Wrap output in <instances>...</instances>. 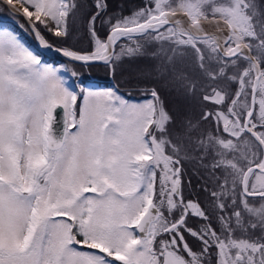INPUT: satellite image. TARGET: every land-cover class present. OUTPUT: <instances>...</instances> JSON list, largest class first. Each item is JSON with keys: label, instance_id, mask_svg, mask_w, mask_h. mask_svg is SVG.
Segmentation results:
<instances>
[{"label": "snow or ice", "instance_id": "snow-or-ice-1", "mask_svg": "<svg viewBox=\"0 0 264 264\" xmlns=\"http://www.w3.org/2000/svg\"><path fill=\"white\" fill-rule=\"evenodd\" d=\"M5 7L38 47L0 19V264H264V0Z\"/></svg>", "mask_w": 264, "mask_h": 264}, {"label": "trees", "instance_id": "trees-1", "mask_svg": "<svg viewBox=\"0 0 264 264\" xmlns=\"http://www.w3.org/2000/svg\"><path fill=\"white\" fill-rule=\"evenodd\" d=\"M90 3V0H88ZM109 4H110V11L111 12H119L121 9L124 11L125 14H127L130 10L138 7L141 4V0H109ZM24 39L28 42V44L33 47L36 48L25 36ZM47 39L49 40V42L53 43L54 45L58 44L59 42L56 40V38L52 37L51 35L47 36ZM70 45L75 46V47H86L87 46V42L86 40L83 38V33H82V29L79 32H74L72 38L69 40L68 42ZM44 59L48 62L50 60H48L47 58ZM56 61H52V63H55ZM68 63V62H66ZM102 67L103 66H97ZM119 69L116 70V73H118ZM105 73V74H104ZM129 73V72H127ZM95 77H97L99 79L98 83L95 84H99L102 86H106V85H116L114 83H109L107 82L108 79H112L115 81H118L119 76L117 77V74H115V78L110 77L108 73L106 72H97ZM127 78H132V76L127 77ZM87 80V78H86ZM93 82V81H92ZM94 83V82H93ZM121 87V89H123V92L127 93L128 91L130 92H136V94L140 91H143V87L142 86H137V85H127V84H121L119 85ZM143 96L139 97L142 98ZM163 97L164 99L169 103V105H172L174 103V96L168 94L167 92L163 93ZM138 98V99H139ZM195 183V182H194Z\"/></svg>", "mask_w": 264, "mask_h": 264}, {"label": "rangeland", "instance_id": "rangeland-1", "mask_svg": "<svg viewBox=\"0 0 264 264\" xmlns=\"http://www.w3.org/2000/svg\"><path fill=\"white\" fill-rule=\"evenodd\" d=\"M87 2L89 3V1L87 0ZM6 8V9H5ZM5 8H3V10L2 11H0V19H3V20H5V21H10V22H12L13 23V21H12V19L9 17V13H10V9L9 8H7V7H5ZM25 19V18H24ZM14 24H16L17 26L18 25H22L21 23H20V21L18 20V18H17V22L16 23H14ZM27 24V23H26ZM211 29V28H210ZM22 30V29H21ZM81 29H78L76 32H79ZM23 31V30H22ZM24 32V31H23ZM24 34L27 36V38H28V40H31V38H29L28 37V34L27 33H25L24 32ZM42 50V52L43 53H46V54H48V55H46L47 57V59L48 60H53L54 59V61H56L55 63H64L65 64V66L68 68V69H71L72 67H73V65H71V64H69V63H66L65 62V60H63L62 58H60V57H58V56H53V55H51V53H52V51H48L47 49H41ZM47 50V51H46ZM97 66H103V68L102 67H97ZM119 69V71H118V73H116L117 74V77L119 76V79H118V81H115V80H112L111 78L110 79H108L107 80V82H109V83H114V84H116V85H121V84H127V85H136V83L133 81L132 83H129V80L130 79H132V78H127V77H130V76H132L133 74H131L129 71H128V69H129V66L128 65H124L123 66V68H118ZM78 72H80V73H82V77L84 78V79H86L87 78V80H90V79H98L97 77H95V75H96V73L97 72H106V73H108L109 74V76L110 77H113L112 76V74H111V72L108 70V68H106L103 64H99V65H94V66H92V67H90V68H88V67H77V69H76ZM127 72H129V73H127ZM105 74V73H104ZM122 91H123V89H121ZM127 93H130L133 97H136V98H139V97H141V96H143L144 95V91H142V92H138L137 94H136V92H127Z\"/></svg>", "mask_w": 264, "mask_h": 264}, {"label": "flooded vegetation", "instance_id": "flooded-vegetation-1", "mask_svg": "<svg viewBox=\"0 0 264 264\" xmlns=\"http://www.w3.org/2000/svg\"><path fill=\"white\" fill-rule=\"evenodd\" d=\"M6 9V8H5ZM18 20L20 21V23L22 25H24L25 28H27V24H26V19H24L23 17H18ZM7 23L11 24V26L13 28H16L17 31L21 32V34L24 36V32L14 23L10 22V21H6ZM26 36V35H25ZM27 37V36H26ZM28 37L31 38L33 40V42H31L35 47H37V44L35 42V37L33 35L28 34Z\"/></svg>", "mask_w": 264, "mask_h": 264}, {"label": "water", "instance_id": "water-1", "mask_svg": "<svg viewBox=\"0 0 264 264\" xmlns=\"http://www.w3.org/2000/svg\"><path fill=\"white\" fill-rule=\"evenodd\" d=\"M46 55H48V54H46ZM51 55L58 56V57L62 58L63 60H65L60 54L56 53L55 51H52ZM94 81L97 82L98 80L97 79H94Z\"/></svg>", "mask_w": 264, "mask_h": 264}, {"label": "bare ground", "instance_id": "bare-ground-1", "mask_svg": "<svg viewBox=\"0 0 264 264\" xmlns=\"http://www.w3.org/2000/svg\"><path fill=\"white\" fill-rule=\"evenodd\" d=\"M211 30V29H210ZM47 51V50H46Z\"/></svg>", "mask_w": 264, "mask_h": 264}]
</instances>
